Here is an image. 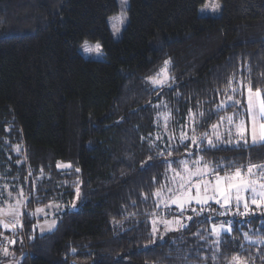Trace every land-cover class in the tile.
Returning <instances> with one entry per match:
<instances>
[{
  "label": "trees",
  "instance_id": "1",
  "mask_svg": "<svg viewBox=\"0 0 264 264\" xmlns=\"http://www.w3.org/2000/svg\"><path fill=\"white\" fill-rule=\"evenodd\" d=\"M220 1L222 12L212 17L198 13L205 0H131L128 25L113 39L116 0H0V168H16L7 142H19L27 160L19 171L34 172L21 181L22 226L7 232L10 254L3 258L0 248V264L10 257L19 264H227L235 254L264 264V244L243 235L264 238V207L228 217L232 231L221 234L216 260L205 229L197 247L180 243L209 223L202 215L156 244L150 237L167 163L196 145L189 139L165 152L154 144L165 131L155 105L171 108L167 130L188 125L201 136L195 151L210 167L264 163V143L209 147L202 136L238 108L230 100L245 95L232 89L264 92V0ZM86 37L101 43L104 59L79 53ZM165 61L174 79L151 87L147 78ZM225 170L234 169L218 173ZM50 203L64 210L52 231L39 233L30 213Z\"/></svg>",
  "mask_w": 264,
  "mask_h": 264
},
{
  "label": "snow or ice",
  "instance_id": "2",
  "mask_svg": "<svg viewBox=\"0 0 264 264\" xmlns=\"http://www.w3.org/2000/svg\"><path fill=\"white\" fill-rule=\"evenodd\" d=\"M121 4V12L118 15L109 18V23L111 29L114 33L121 31V26L126 24L127 19V0H119ZM218 6L211 9H201V11L210 10L212 12L217 11ZM87 43V42H86ZM96 50L99 52L102 50V45L97 42L95 44ZM170 61H165L163 67L160 69L157 76L148 77L147 79L151 82L154 87H164L168 85L169 79H174V77L168 76V67ZM234 93L244 95L243 86L232 89ZM246 105L242 107L241 112L235 113L236 119L234 120L233 116H226L222 119L227 122L229 127L226 129L229 140L228 143H234L235 145H247L249 143V137L251 139L252 145L257 143H264V92L260 89L253 91L251 85L249 84L246 89ZM230 103L235 106H240L239 100H230ZM220 109L224 108V104L219 106ZM163 117L165 129H167V124L170 118L169 112H163L159 114ZM203 115V113H201ZM245 115L248 116V120H245ZM191 119V115L189 116ZM217 125H212V134L215 137L216 141H222V135L217 130ZM235 129L233 133L232 129ZM235 135L236 139L232 140L231 137ZM203 138L207 140L209 147H214L213 140L209 138L208 133L202 134ZM172 137H170L171 139ZM159 139V137H157ZM181 142L186 140H191L193 144H198L203 141H198L195 136L189 138L184 133H181ZM19 151V147H17ZM163 155V153H160ZM191 163V167L189 164ZM181 167L180 172H176L175 169H172L173 175L168 179L172 183V187H166L165 192L157 191L154 195L160 200L164 207L169 205L176 206L181 213L186 210H191L195 212L194 208H191V205L195 203L203 209L209 204V202H214L217 205H220L224 211L215 213L216 217L225 216L231 213L232 215L239 216H248L250 214V204L255 205L257 208L264 207V163L253 164L249 162L247 165H241L236 167L235 164L231 165H215L210 167V162L204 161L203 158H198L196 160H181L179 161ZM171 167V165H169ZM233 168L234 171L228 172L225 170L223 176L218 174V170ZM77 171H79L77 169ZM212 176L213 180H209L206 177ZM193 178H196L195 182ZM78 192V190H77ZM193 192L195 194H193ZM21 197H23V192H20ZM167 195V199L164 197ZM11 197V193H9ZM22 200H16L15 204L9 205L7 209V214L11 215L13 219H17L20 215L19 209ZM75 207V205H72ZM236 209V212L232 213V208ZM243 207L244 211L241 212L239 209ZM37 212H42L43 209H37ZM36 213H30V215H35ZM203 214V211L196 213V215ZM210 215L206 216L205 219H210ZM187 219L191 220V217ZM152 230L150 237L152 244H156L158 239H163V236L169 232L179 231L181 228H186L187 225H184L181 220H167L164 218L159 219V224L163 227V232L161 233L159 228H157V221L153 220ZM232 221L229 220L226 223L221 222L220 224H212L209 234L214 235L216 240L213 241L215 245V251L212 253V259L216 260L217 253H219V243L220 236L222 233L230 234L232 231L231 225ZM5 229H8L10 226L8 224L2 225ZM55 226L53 224L48 225V230H52ZM200 239L207 240V237L200 236L199 233L196 234ZM245 240L264 244V238H257L255 241L247 232L243 233ZM15 241H12L14 243ZM5 254L7 253V248L4 249ZM207 259V257H204ZM227 264H248V261L242 258L239 254L233 255L228 259Z\"/></svg>",
  "mask_w": 264,
  "mask_h": 264
},
{
  "label": "rangeland",
  "instance_id": "3",
  "mask_svg": "<svg viewBox=\"0 0 264 264\" xmlns=\"http://www.w3.org/2000/svg\"><path fill=\"white\" fill-rule=\"evenodd\" d=\"M116 2H117V10L110 17L118 15L121 12V4L119 3V0H116ZM216 6H218V8H217V11L215 13L210 11V10L201 11V9H211L213 7H216ZM128 8H129V5H127V8H126L128 20H127L125 25L121 26V33H120L119 39L122 37L123 32H124L125 28L127 27L128 22H129ZM222 8H223V4H222V2L220 0H205V2L199 7L198 13H199L200 16L216 17V16H219L221 14ZM108 24H109V28H110L112 36H113V31L111 29V25L109 23V19H108ZM94 42L97 43L98 41H94ZM102 50L104 52L103 47H102ZM78 51H79V53H81L86 58H91V59H104L105 58V54H98V55H95V56H87V54H85V53H83L81 51L79 46H78ZM167 72H168V70H167ZM168 76L170 77L169 73H168ZM148 82H149V85L151 87H154L149 80H148ZM246 94L247 93L245 92L244 93V95H245L244 97H242L240 99H237V100L240 101V106H237L238 108L236 109V111H232L231 113H229L230 114L229 116H233L234 120L236 119L234 114L237 113V112H241L242 107L244 105H246ZM153 111H154L155 117L157 119H160L161 122H163V124H164L163 117L159 115L160 113H163V112H169L170 113V118H169V121H168L167 125L173 124V122H175L173 120V118H172L173 116H172L171 108L165 102L160 103L158 105H155L154 108H153ZM222 118L215 125L218 126L217 130L222 135L223 144H225L226 146H228V145L229 146L230 145L231 146H240V145H235L234 143H228L229 137H228V134L226 132V129L229 127V125ZM244 118H245L246 121L249 119L247 115H245ZM190 121H191L190 123H194V121L193 122H192V120H190ZM178 124L180 126L181 123L179 122ZM164 126H165V124H164ZM187 126L184 127V128H182V127L178 128L179 129L178 132H172V131H169V130L165 129L164 132L167 134L166 137L164 136V132L163 131L161 133L159 132L160 134H158V136L154 137V144H156L157 146H159L161 144L162 145V149L165 152H167L169 150H173L175 147H177L178 150H179V148H180L179 145L180 144L183 145L184 143H187V141H188V140H186V141L181 142V139H180L181 133H184L189 138L193 137V135H194V132L192 133V131L189 130V127H187ZM232 131L234 133L235 129L233 128ZM212 132H213V130L211 131V134L209 135V138H211L214 143H217V141H216L215 137L213 136ZM194 136L197 138L198 141H200L202 139L201 136H199V135L198 136L194 135ZM157 137H159V139H157ZM170 137H172V138L170 139ZM231 139L235 140L236 139L235 135H233L231 137ZM7 143L9 144V146H10L12 152H13V155H9L11 157V159L13 158V156H18V157H17V159L15 161V164H16V168L15 169H13V167L11 165H9L10 167H8L10 170L9 169H7V170L3 169L2 170L0 168V226L3 227L2 226L3 224H8L9 225L10 224V220L13 221L11 223V225H10V227L12 229V231H10V233H13V232H16L17 230H19L20 227L17 226V219L15 220V219H13V217L11 215L7 214L8 206L15 204L16 200H22L23 203L20 206L19 212H20V215L23 213V211H24V201H25V188L23 186V183H22L23 181L22 180L27 181V178L29 179V176H31L34 172H33V169H31L30 167H28V168H26L24 170V171H26V173H24L23 171H19V169H21L20 165L27 162L25 145L22 144V143H19V142H13V143L7 142ZM200 144H201V142L196 144V145H191L190 144V146L187 147V149H185L186 148L185 146L181 147V149H183V151L178 154L177 159L174 160V162H172L170 160L167 163V167H166V170L164 172L163 184H161L158 187L159 189H157V191L159 190L161 192H165V188L162 187V186L172 187V183L168 179L169 177H171L173 175L172 169H175L176 172H180L181 175H183V173L181 172V167L182 166L179 164V161L186 160V159L191 161V160H196V159L201 158V157L203 158V160H205L204 157L198 151H195V150H200V147H201ZM248 144H252L250 137H249V143ZM241 145H243V144H241ZM17 147H19V151H17ZM169 165H171V167H169ZM58 166L62 170L68 169V166L65 165V163H62V162L58 163ZM189 167H191V163L189 164ZM232 171H234V170H231V171H228V172H232ZM10 172H11V174H10ZM218 174L223 176V174H220V173H218ZM206 178L209 179V180H213L214 181V177H212V176H208ZM193 180L195 182L196 178H193ZM26 184H27V182H26ZM21 190L23 192V197H21V195H20ZM9 193H11V197H9ZM193 194H195V193L193 192ZM164 199H167V195L164 197ZM156 200H157V206H156L157 214L153 216L154 218L152 219V221L153 220L157 221V225L156 226H157V228H159L161 233L163 232V227L159 224V219L160 218H164V219H167V220H174V219L181 220V222L184 225H187V227L186 228H181L179 231H177L179 233V232H182V231L186 230L187 228H189V225L191 224V222L193 220H196L198 222L201 221L202 218H200L199 215H196V213H200V212L203 211V214H201V215L203 216L204 219H205L206 216L210 215L211 218L208 219L209 223H207V224H205V223L199 224L197 226V228L192 233H189L188 236H186L184 239L181 240L180 243L183 246H187V247H197L198 246L197 243H198L199 239H198V236L196 234L200 233L201 231H203V229L206 230L207 236L212 237L213 239L216 240V237L214 235H210L209 234L211 225L212 224H220L221 222H225L226 223L227 221H229L228 217L230 215H232L231 213H229L228 215H225V216L216 217L214 214L215 213H219L221 211H224V209H222L220 205H217L214 202H209V204L207 206H205L203 209H201L200 206H198L195 203H193L191 205V208H194L195 212H193L191 210H186L183 213H181L176 206L169 205L168 207H164V205L160 202V200L157 197H156ZM71 205H72V203H71ZM39 209H43V211L42 212L35 211L36 217H37V215H40V218L37 217V221H36V226H37L38 232L39 233L49 232L50 230H48V226H47L48 223H46V222H52V224H53V222H55V225H56V221L47 219V214H49V213L51 214V212H52L51 215H58V214L61 213L62 209L64 210V207H62L58 203H50V205L40 207ZM49 209H51V210H49ZM57 212H59V213H57ZM231 212L232 213L236 212V209L233 207L231 209ZM20 215L18 216V219H19ZM188 217H191L192 219L189 220V219H187ZM45 219L48 220V221H45ZM174 232H176V231H174ZM1 236H2L1 238L3 239V241H0V244H2V245H0V248L2 249L1 253H5L4 249L7 248V244H8V242L6 243L5 241H6V239H8L10 237V234L3 233V234H1ZM11 238H12V236H11ZM4 244H6V246H4ZM7 251H8V249H7ZM9 254L10 253L3 254L2 257L4 258V257H6ZM13 255L14 254L12 253V255H10V256H13ZM9 261H11L10 264H19L20 258L10 257Z\"/></svg>",
  "mask_w": 264,
  "mask_h": 264
},
{
  "label": "clouds",
  "instance_id": "4",
  "mask_svg": "<svg viewBox=\"0 0 264 264\" xmlns=\"http://www.w3.org/2000/svg\"><path fill=\"white\" fill-rule=\"evenodd\" d=\"M130 2H131V0H127V5H129ZM127 20H128V16H127L126 22H127ZM120 33H121V31L120 32H116V33L113 32V39H119ZM95 44H96V42H94L91 39L86 37L80 42L79 47H80V49H81V51L83 53L87 54V56H95V55H98V54H106V53L103 52V50L98 52L96 50V48H95Z\"/></svg>",
  "mask_w": 264,
  "mask_h": 264
},
{
  "label": "crops",
  "instance_id": "5",
  "mask_svg": "<svg viewBox=\"0 0 264 264\" xmlns=\"http://www.w3.org/2000/svg\"><path fill=\"white\" fill-rule=\"evenodd\" d=\"M231 113V112H230ZM230 115V114H229ZM225 174V173H224ZM223 174V175H224ZM48 205H50V204H48ZM48 205H46V206H48ZM63 207V206H62ZM49 210H51V209H49ZM49 212V211H48ZM61 212H63V209L61 210ZM57 213H59V212H57ZM50 214V213H49ZM49 214H47V219H49V220H55L56 221V223H57V218H58V216H59V214L58 215H51L52 214V212H51V214L49 215ZM22 215H23V213L20 215V217H19V219H18V222H17V226L18 227H20L21 228V226H22ZM35 216H36V214H35ZM37 217L38 218H40V215H37ZM36 217V218H37ZM16 220V219H15ZM45 221H48V220H46L45 219ZM13 221H11L10 220V224H9V226L11 225V223H12ZM46 223H48L47 224V226L48 225H51L52 224V222H46ZM50 223V224H49ZM56 226V225H55ZM19 228V229H20ZM55 228V227H54ZM36 230H38L37 229V226H36ZM10 231H12V229H11V227L10 228H8V229H5V228H3V227H1L0 226V241H2V236H1V234H3V233H7V232H10ZM44 233H46V232H44Z\"/></svg>",
  "mask_w": 264,
  "mask_h": 264
},
{
  "label": "water",
  "instance_id": "6",
  "mask_svg": "<svg viewBox=\"0 0 264 264\" xmlns=\"http://www.w3.org/2000/svg\"><path fill=\"white\" fill-rule=\"evenodd\" d=\"M70 264H76L75 262H71Z\"/></svg>",
  "mask_w": 264,
  "mask_h": 264
}]
</instances>
